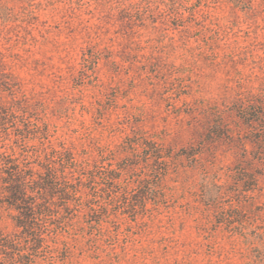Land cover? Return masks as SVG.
<instances>
[{
    "label": "rangeland",
    "instance_id": "rangeland-1",
    "mask_svg": "<svg viewBox=\"0 0 264 264\" xmlns=\"http://www.w3.org/2000/svg\"><path fill=\"white\" fill-rule=\"evenodd\" d=\"M94 52L85 72L80 63ZM257 100L264 102V0H0V135L15 128L18 112L36 122L74 116L78 127L94 129L104 149L83 138L79 151L56 143L45 162H30L35 167L5 158L36 202V216L17 208L0 179L7 193L0 206L13 208L20 234L32 238V255L21 257L22 264L33 257L39 264L48 228L64 264L67 242L60 236L74 222L97 250L115 245L111 264H240L220 248L240 239L235 229L264 226V166H254L264 164V120L244 116ZM50 131L44 122L45 140ZM25 133L31 135L28 123L16 128ZM159 135L179 147L168 148L167 164L152 161L171 195L150 198L153 181L146 178L113 215L104 208L81 216L73 203L83 199L78 188L94 191L95 181L76 174L71 183L63 173L89 164L86 174L103 177L104 193L125 170L147 164L151 148L159 157ZM244 145L254 147L251 160L237 159ZM217 195L227 197L224 212L213 204ZM248 201L254 213L241 211ZM60 209L58 222L52 217ZM0 241V250L12 249L5 253L10 260L15 245L2 234ZM80 256V264H104L99 252Z\"/></svg>",
    "mask_w": 264,
    "mask_h": 264
},
{
    "label": "clouds",
    "instance_id": "clouds-1",
    "mask_svg": "<svg viewBox=\"0 0 264 264\" xmlns=\"http://www.w3.org/2000/svg\"><path fill=\"white\" fill-rule=\"evenodd\" d=\"M187 6V5H186ZM194 6V5H193ZM67 7H71L68 5ZM119 8L121 5H116ZM127 7V5H123ZM197 11H200L199 9ZM207 11V9H204ZM95 52L93 59L85 58L83 62L80 63V67L87 72L85 65H92L95 59ZM13 67H16L14 64ZM50 110V109H49ZM32 111V109H29ZM41 117L45 116V113H40ZM47 122L51 128V131L47 134L49 136L48 140L44 139L42 132V124ZM15 128L8 126V131L3 135H0V176L4 175L3 169L8 167L5 162L7 157H13L15 163H19L21 168L25 164L29 167H35L34 164L30 163L35 161L36 163L45 162L44 156L48 155L55 148L56 143L63 142L65 147L69 143L79 151L81 145H83V138H87L93 145L97 146V150L101 153L104 149H99L96 141L92 137L93 128L83 125L78 127L81 122L77 121L74 116H65L61 118H55L48 116L46 119H42L40 122L30 119L24 112H18L17 117L14 121ZM23 123H28L31 130V135L25 133L24 135H17L16 128H23ZM139 136H144L143 132L138 133ZM147 139L148 137H144ZM16 141V142H14ZM18 142V143H17ZM78 142V143H73ZM143 145V141L140 142ZM88 147V145H84ZM169 147L174 148L175 151H179V147H174L172 141L169 138L159 135V142L156 148L160 149V155L157 158L153 155L155 149H150V159L147 164L141 163L139 168H134L131 172L125 170V173L121 175L119 180H114L112 182V187L106 188L104 193L99 191L100 187L105 185L100 183L103 177L94 178L88 176L86 173L90 167L89 164H77L76 168L72 170V174L69 172H64L63 176L71 183L76 182V174H79L80 180L86 182L89 179L95 181L94 191L86 189L83 184L78 188L81 191L83 199L79 201H73L76 208L80 210V215L84 216L92 211H99L104 208H111L113 210L110 215L115 213L116 209H122L125 207V200L130 198L137 190V185L141 183V180L147 182V179H151L153 182L150 185L149 195L150 198L163 199L167 195H171L172 189L167 185V181L161 176L159 180L156 179L154 175V168L152 161H164L167 164L169 156L166 154ZM254 147L249 150L245 145L243 146L241 153L237 154V159L241 156L247 160H251ZM61 152L56 153L55 157L51 159H57L61 156ZM94 155L93 152H89V156ZM115 154L109 156V159H115ZM135 158V156L133 157ZM85 160L88 156L84 157ZM164 163V164H165ZM264 166V164L254 162V166ZM135 173V174H133ZM195 180V176L192 177ZM219 179V176H216ZM2 187H7V185H2ZM91 192V195H90ZM33 195V193H29ZM6 192H0V198L6 196ZM227 197L217 195L214 199L213 204L219 207L221 212L225 211L224 200ZM93 203L95 208H93ZM87 205V207H85ZM233 205L229 201L228 207ZM241 211H249L254 213L255 209L251 201L247 204L241 203ZM264 213V210H262ZM18 213L13 209L9 208L6 204L0 206V234L2 237L7 238L13 245H15V254L12 255L11 259H6L7 252H12L11 248H3L0 250V261L3 264H22L21 257L31 256L33 249L32 238L26 235H21V229L15 226L12 217L17 216ZM63 215V210H58V214L52 218L57 219L59 222L60 217ZM49 218H45L41 223L44 228H48V223L45 222ZM80 217H77L79 220ZM119 219H123L120 217ZM227 227L230 224V220L226 217L224 221ZM236 232L240 233V239L237 240L235 237L229 241L230 247H221L220 251L224 253L225 256H229L233 261L240 260V264H264V226H261L257 230H253L251 227L248 232H240V229H235ZM41 233L38 232V239L40 240ZM54 235L52 234L51 228H48L47 234L43 236L44 247L39 251L42 254L40 257L39 264H61V261L56 259L59 255V243H53ZM61 240L66 241V248L68 250V259L64 261V264H80L81 253L93 254L99 252L100 259L104 264H111L113 258L117 255V250L115 245L111 248L99 249L94 247L95 242L91 241L87 236L86 232L80 227V224L73 223L71 230L64 231L60 236ZM215 251V249H213ZM123 256V254H121ZM32 264H38L35 257L32 259ZM223 264H228V261H223Z\"/></svg>",
    "mask_w": 264,
    "mask_h": 264
},
{
    "label": "trees",
    "instance_id": "trees-1",
    "mask_svg": "<svg viewBox=\"0 0 264 264\" xmlns=\"http://www.w3.org/2000/svg\"><path fill=\"white\" fill-rule=\"evenodd\" d=\"M244 113H245L244 116L252 117L250 118V120L252 119V121L256 120L262 123L260 119L262 117L264 120V102H260L258 100L255 101L253 105L250 107V109L244 111ZM263 138H264V133H263ZM14 171L15 169L7 167L3 169V172L5 173V175L8 176V178L4 180L3 178L4 175L0 176L1 181L7 185L6 189L10 197V200L13 203H16V206H18L17 208L23 211L26 209L27 210L29 209L31 212V216H36L37 215V213L35 212L36 202L34 201V197L31 199V196L28 194L29 183L28 181H26L24 176H22V174L18 172L14 173ZM0 246H1V243H0Z\"/></svg>",
    "mask_w": 264,
    "mask_h": 264
}]
</instances>
